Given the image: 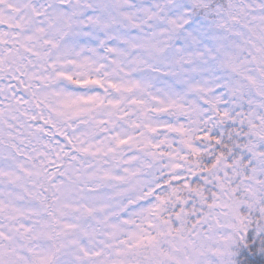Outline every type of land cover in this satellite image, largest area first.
I'll return each instance as SVG.
<instances>
[{
	"label": "snow or ice",
	"instance_id": "6c2138e0",
	"mask_svg": "<svg viewBox=\"0 0 264 264\" xmlns=\"http://www.w3.org/2000/svg\"><path fill=\"white\" fill-rule=\"evenodd\" d=\"M0 264H264V0H0Z\"/></svg>",
	"mask_w": 264,
	"mask_h": 264
}]
</instances>
